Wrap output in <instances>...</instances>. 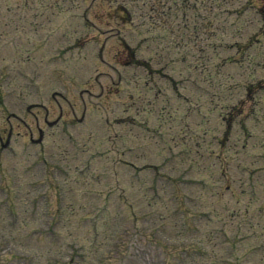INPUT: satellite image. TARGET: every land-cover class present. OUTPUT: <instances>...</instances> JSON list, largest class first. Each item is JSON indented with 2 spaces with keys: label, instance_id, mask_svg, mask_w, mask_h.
Segmentation results:
<instances>
[{
  "label": "rangeland",
  "instance_id": "374dc122",
  "mask_svg": "<svg viewBox=\"0 0 264 264\" xmlns=\"http://www.w3.org/2000/svg\"><path fill=\"white\" fill-rule=\"evenodd\" d=\"M179 1L191 2L161 0L159 72L137 74L129 69V78L119 81L115 71L103 62L96 67L91 58L94 43L89 40L95 35L104 40L106 47H112L116 42L113 32L87 31L88 19L98 25L100 18L115 10L110 8L113 3L109 0H0V46H4L0 49V131L12 128L20 120L32 128L36 117L45 130L41 142L37 140L35 144L26 136L12 138L13 154L0 147V170L6 175L3 181L7 183L12 178L10 188L15 194L9 198L11 192L0 191V264H24L22 255L28 249L32 250V264H93V253L109 260V264H148L146 258L149 264L160 259H166L168 264H223V200L228 198V194L223 197V147L233 152L231 157L244 158L241 163L249 169L264 161V146L259 142L264 134V0H192L197 7L203 1L205 7L196 10L207 22L211 19V39L220 42L211 55V63H204L209 55L205 48L208 36L204 39L210 35L208 32L196 34L198 40L180 39V34L186 33L177 25L181 23L180 11L176 18L171 17L167 6L173 5L171 9L177 10ZM75 2L81 4L77 10L70 9V3ZM90 3H94L95 10L90 9ZM159 3L155 0L157 6ZM11 18L17 19L4 26ZM183 18L184 22L191 21L189 9H185ZM19 20L31 23L28 38L19 26L15 31ZM43 26L44 46L52 49L44 59L64 51L61 62H57L61 65L63 86L54 79L56 75L50 73L54 71L50 67L41 66L38 73H32L35 69L22 72L35 63L36 67L39 61L42 48L36 45L43 43L40 36L34 35ZM122 26L125 24L118 28ZM98 27L118 30L112 19L108 26L104 23ZM15 32L16 43H10L5 35ZM58 33L61 38H56ZM137 37L142 39L143 52L148 53V41L142 35ZM261 48L263 52H259ZM247 53L248 62L245 56L241 59ZM236 60L240 62L235 63ZM255 60L259 64H254ZM84 62L93 67L87 68ZM187 64L196 65L195 71L187 72ZM217 67L223 72L218 73ZM92 68L95 72H91ZM117 71L121 72V68ZM208 77L211 79L207 82ZM123 78H127L125 74ZM86 80L91 83L81 86ZM97 82L111 85L112 91L99 94ZM244 83H250L249 96L246 94L250 99L244 95ZM30 102L43 106H29L27 111L24 108ZM233 106L251 107L252 112L246 117L242 113L241 120L235 117L229 123L231 129L223 145V126L228 124L223 113ZM60 108L61 120L55 118ZM45 114L55 124L45 125ZM11 130L23 131L20 124ZM244 130L251 132L245 143ZM36 136L34 133L32 138ZM231 160L235 165L237 160ZM46 166L47 177L54 178L49 184L42 181ZM88 175L93 185L85 184ZM239 176L233 173L232 179ZM63 181L58 194L54 186ZM89 196L95 200L104 198L111 209L113 200L114 213L109 224L118 228L117 244L108 247L107 243L95 242V248L85 247L86 257L70 261L57 252L61 241L71 242L66 240L68 233L77 235L81 230L80 225L77 233L72 231L76 220L69 214V203ZM5 198L9 208L5 207ZM226 204L231 208L230 203ZM129 212L131 217L127 216ZM131 225L147 240L130 239L131 234L124 228ZM51 234L61 239L59 246L53 240L49 249ZM8 237L11 242L3 243ZM148 240L151 244H147ZM129 243L137 249L143 244L142 256L134 253L123 257ZM111 249L119 251L122 258ZM237 264H264V259L256 257L246 262L242 258Z\"/></svg>",
  "mask_w": 264,
  "mask_h": 264
}]
</instances>
